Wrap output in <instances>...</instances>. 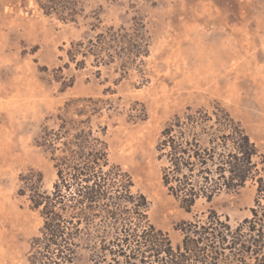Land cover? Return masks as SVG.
Returning <instances> with one entry per match:
<instances>
[{"label": "rangeland", "instance_id": "obj_1", "mask_svg": "<svg viewBox=\"0 0 264 264\" xmlns=\"http://www.w3.org/2000/svg\"><path fill=\"white\" fill-rule=\"evenodd\" d=\"M77 2L76 22H69L46 15L36 0H0V264H29L42 221L17 195L19 177L39 172L43 189H51L55 172L35 141L46 118L71 98L103 100L94 122L106 126L110 161L146 196L150 222L173 246L181 241L178 224L210 210L233 226L250 218L253 183L199 200L187 213L161 184L156 144L173 115L218 103L264 158V0ZM110 26L143 27L148 53L141 66L122 77L118 63L96 67L90 58L83 69L68 67L71 42Z\"/></svg>", "mask_w": 264, "mask_h": 264}, {"label": "trees", "instance_id": "obj_2", "mask_svg": "<svg viewBox=\"0 0 264 264\" xmlns=\"http://www.w3.org/2000/svg\"><path fill=\"white\" fill-rule=\"evenodd\" d=\"M36 1L46 15L76 22L77 0ZM134 27L110 26L71 42L68 67L83 69L91 58L96 67L118 63L126 76L148 53L143 27ZM103 104L71 98L41 128L35 144L55 180L47 190L39 172L19 177L17 195L42 221L30 241L29 264H264V158L239 121L216 103L187 107L161 130V184L187 213L199 200L211 202L248 183L256 188L250 218L233 226L210 210L178 224L181 241L173 246L168 233L150 222L146 196L134 192L131 176L110 161L106 126L94 122Z\"/></svg>", "mask_w": 264, "mask_h": 264}]
</instances>
